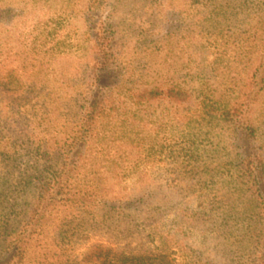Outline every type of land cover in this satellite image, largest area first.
I'll use <instances>...</instances> for the list:
<instances>
[{"label":"rangeland","instance_id":"rangeland-1","mask_svg":"<svg viewBox=\"0 0 264 264\" xmlns=\"http://www.w3.org/2000/svg\"><path fill=\"white\" fill-rule=\"evenodd\" d=\"M101 22L115 65L98 178L138 210L53 232L42 246L56 255L36 253L30 264H98L107 250L166 264H256L247 215L256 203L231 165L264 149V0H0V176L16 181L27 164L55 157L51 146L79 124ZM159 87L190 97L135 105ZM246 90L258 99L243 118L254 142L238 126L197 121L202 100L231 104ZM136 211L144 215L132 222Z\"/></svg>","mask_w":264,"mask_h":264},{"label":"trees","instance_id":"trees-1","mask_svg":"<svg viewBox=\"0 0 264 264\" xmlns=\"http://www.w3.org/2000/svg\"><path fill=\"white\" fill-rule=\"evenodd\" d=\"M104 24L101 22L97 28L94 59L85 78L93 92L87 104L80 107L79 124L51 146L55 157L49 152L46 160L27 164L15 177L16 181L0 176V264H30L40 252H45V258H52L50 256L56 254L43 247L42 242L53 232L58 235L74 231L86 219H98L100 212L101 218L124 219L125 211L138 210L134 201L123 202L109 197L108 187L98 178L101 171L98 159L105 155L109 146L106 142L110 130L105 125H111L113 119L111 95L106 88L115 57L111 32ZM257 85L249 84L245 89ZM247 90L231 104L202 100L200 110L194 114L197 121L238 126L244 132L241 140L254 142L257 129L253 123L244 124L243 118L245 109L254 107L258 99L254 97V90L250 93ZM189 97L184 89L159 87L137 94L135 105L162 98L183 103ZM254 150V147L247 149L244 159L232 163L231 166L240 171L232 178L237 185L239 181L245 182L251 193L250 201L256 203L251 215H243L250 218L249 228L253 227L257 247L261 250L255 263L264 264V149ZM192 157L199 163L201 158ZM141 215L143 211H136L131 221H137ZM96 258L98 264H166L165 256L118 254L112 250L101 251Z\"/></svg>","mask_w":264,"mask_h":264}]
</instances>
